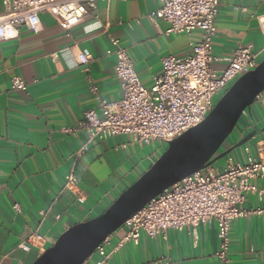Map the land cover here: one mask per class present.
<instances>
[{"label":"crops","instance_id":"1","mask_svg":"<svg viewBox=\"0 0 264 264\" xmlns=\"http://www.w3.org/2000/svg\"><path fill=\"white\" fill-rule=\"evenodd\" d=\"M219 1L213 49L220 61L214 68L223 70L236 48H264V0ZM160 7V0L99 1L69 31L44 12L38 33L24 26L17 40L0 44V264H33L70 227L104 213L165 151L163 143L141 146L122 135L94 140L77 157L88 134L66 131L87 110L122 97L116 57L107 54L112 38L128 50L146 88L153 86L163 58L192 52L200 34L166 35L168 25L149 17ZM4 12L0 0V17ZM83 56H89L86 64ZM14 78H21L26 90L14 89ZM252 131L256 135L245 145L264 160V94L224 150ZM245 145L230 153L237 162L246 161ZM72 170L76 194L64 189ZM256 185L264 187V181ZM260 205L250 195L244 206ZM126 235L123 226L108 238V251L123 245L106 264H220L214 221L196 232L169 230L166 238L141 234L138 244L124 242ZM34 236L35 243L28 245ZM228 258L229 264H264V214L232 223Z\"/></svg>","mask_w":264,"mask_h":264},{"label":"built area","instance_id":"2","mask_svg":"<svg viewBox=\"0 0 264 264\" xmlns=\"http://www.w3.org/2000/svg\"><path fill=\"white\" fill-rule=\"evenodd\" d=\"M99 1L127 0H1L5 12L0 17V44L17 40L24 26L38 33L40 15L44 12L52 15L64 31H69L81 24L88 9H94ZM160 1L161 7L149 17L168 25L166 35L199 33L200 40L192 44V52L185 57L163 58L153 86L146 88L128 50L118 39L112 38V48L107 54L116 57L114 73L120 81L122 97L114 103L102 101L97 109L87 110L76 127L66 130L71 134L85 130L88 134V141L77 152V157L83 156L94 140L122 135L131 137L141 146L155 142L166 146L202 123L214 109L217 99L264 60V48L254 52L250 47L240 46L234 50L226 68L215 69L214 64L220 61L213 49L220 1ZM88 61L89 56L81 58L83 64ZM12 85L14 89L26 90L21 78H14ZM263 94L255 101L262 100ZM245 116L247 111L242 117ZM244 152V163L237 162L229 154L222 169L214 164L207 166L165 190L126 221L124 242L138 244L141 234L166 238L169 230L196 232L199 226L214 221L219 237L216 255L220 264H229L232 223L264 214V187L256 185L264 181V160L254 158L248 145L244 146ZM64 189L76 194L78 179L74 170L65 177ZM250 195H256L261 202L256 209L248 210L244 206ZM14 209L20 212L19 205ZM37 238L32 237L28 245H33ZM122 245L108 251L107 238L82 264H106Z\"/></svg>","mask_w":264,"mask_h":264},{"label":"water","instance_id":"3","mask_svg":"<svg viewBox=\"0 0 264 264\" xmlns=\"http://www.w3.org/2000/svg\"><path fill=\"white\" fill-rule=\"evenodd\" d=\"M262 93L264 60L229 88L202 123L168 142L156 162L104 213L70 227L33 264H82L132 215L165 190L245 145L256 135L255 131L235 146L222 151L243 114L251 110L257 96Z\"/></svg>","mask_w":264,"mask_h":264},{"label":"rangeland","instance_id":"4","mask_svg":"<svg viewBox=\"0 0 264 264\" xmlns=\"http://www.w3.org/2000/svg\"><path fill=\"white\" fill-rule=\"evenodd\" d=\"M220 99H221V98H218V99H217V102H218ZM243 125H244V118H241L240 121H239V123H238V125H237V127H236V129H235V131H234V133H233L232 136L230 137L229 141H230V140L232 141V140L234 139L236 131H237L241 126H243ZM166 147H167V145L165 146V149H166ZM224 162H225V158H223V159L219 160L218 162H216V163L214 164V166L217 167V168L223 167L224 164H225ZM221 169H222V168H221Z\"/></svg>","mask_w":264,"mask_h":264},{"label":"trees","instance_id":"5","mask_svg":"<svg viewBox=\"0 0 264 264\" xmlns=\"http://www.w3.org/2000/svg\"><path fill=\"white\" fill-rule=\"evenodd\" d=\"M242 118H243V117H242ZM231 136H232V135H231ZM231 136H230V137H231ZM230 137H229V139H230ZM229 139L226 141V143H225V145H224V147H223L222 151L224 150V148H225L226 146H228V145H229V143H230Z\"/></svg>","mask_w":264,"mask_h":264}]
</instances>
